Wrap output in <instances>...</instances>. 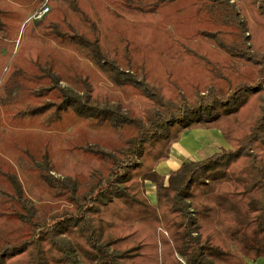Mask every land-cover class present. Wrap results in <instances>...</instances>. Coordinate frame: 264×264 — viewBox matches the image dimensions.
Segmentation results:
<instances>
[{
  "label": "trees",
  "instance_id": "obj_1",
  "mask_svg": "<svg viewBox=\"0 0 264 264\" xmlns=\"http://www.w3.org/2000/svg\"><path fill=\"white\" fill-rule=\"evenodd\" d=\"M196 128L228 146L158 173ZM258 258L264 0H0V264Z\"/></svg>",
  "mask_w": 264,
  "mask_h": 264
},
{
  "label": "crops",
  "instance_id": "obj_2",
  "mask_svg": "<svg viewBox=\"0 0 264 264\" xmlns=\"http://www.w3.org/2000/svg\"><path fill=\"white\" fill-rule=\"evenodd\" d=\"M221 136L220 131L215 128H196L185 131L181 134L180 139L172 144L169 157L166 160L161 161L157 165L156 170L158 173L167 177L169 172L176 170L182 162L199 160L202 157H206L219 151L222 147H227L228 145ZM147 183L148 182H146V184ZM153 199L154 200H150L155 202V188ZM245 264H264V258H258L256 261L246 259Z\"/></svg>",
  "mask_w": 264,
  "mask_h": 264
},
{
  "label": "rangeland",
  "instance_id": "obj_3",
  "mask_svg": "<svg viewBox=\"0 0 264 264\" xmlns=\"http://www.w3.org/2000/svg\"><path fill=\"white\" fill-rule=\"evenodd\" d=\"M62 84H64L63 82H61ZM23 129L20 128V143H25L31 150H36L38 147V141L39 138L37 135H29L26 136L25 133L22 131ZM222 138V136H221ZM53 152L55 153V156L59 159L61 157L60 152L58 151V149H54ZM154 185L151 183H147L146 184V193L149 196V198L151 200L153 199V193H154Z\"/></svg>",
  "mask_w": 264,
  "mask_h": 264
},
{
  "label": "built area",
  "instance_id": "obj_4",
  "mask_svg": "<svg viewBox=\"0 0 264 264\" xmlns=\"http://www.w3.org/2000/svg\"><path fill=\"white\" fill-rule=\"evenodd\" d=\"M48 10V7L44 6L42 10L38 13L37 17H40L42 14H44Z\"/></svg>",
  "mask_w": 264,
  "mask_h": 264
}]
</instances>
